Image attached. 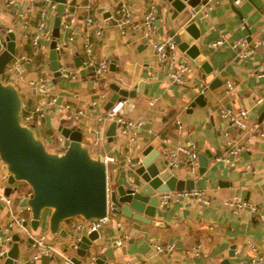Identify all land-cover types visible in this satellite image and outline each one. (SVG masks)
<instances>
[{
  "label": "crops",
  "instance_id": "1",
  "mask_svg": "<svg viewBox=\"0 0 264 264\" xmlns=\"http://www.w3.org/2000/svg\"><path fill=\"white\" fill-rule=\"evenodd\" d=\"M121 2L126 3L135 19H139L151 5L156 15L165 7L162 0H66L58 40L65 43L59 49L60 63L62 68L76 72L78 77L62 78L54 90L41 93L38 89L34 92L35 88L23 85L22 81L40 76L46 81L52 78L48 55L56 8H49L46 27L41 31L36 47L32 38L37 33L40 11L45 7L43 0H15L10 6L0 0V39L3 41L7 32H13L15 56L11 62L23 57L18 68L8 70L10 62L1 76L2 84L13 86L21 103L27 104L23 110L20 107L19 122L31 131L33 138L39 140L48 153L57 155L62 154L69 144L64 137L61 143L56 142L62 136L58 128L79 127L83 134L82 146L91 159L103 162L105 157L114 158L106 168L109 192L114 186L130 185L132 179L137 178L130 175L127 162L128 159L140 160L148 145L163 154L175 150L178 145L193 143L197 160L198 153L208 150L216 158L210 160L202 174H199L198 162L195 174L191 175L183 155L173 171L181 178L189 173L194 180L193 190L202 192L209 200L208 204L197 199L162 203L155 192L159 210L151 219L152 225L124 215H112L99 234L102 241L121 242L115 251L114 263L118 264H221L223 259L231 264H252L253 260L264 257V136L260 135L261 131L264 132V45L254 47L264 39V0H239L237 4L234 0H201L194 10L199 37L192 43L201 49L212 72L204 74L198 64L178 52L171 60L174 68L182 61L193 66L182 82L170 79L167 66L158 61L149 43L145 49L139 50L143 40L140 34L120 31L115 8ZM87 17L94 20L92 25L86 23ZM97 28L101 30L100 36L95 32ZM168 30V25L156 23L153 38L161 41L170 36ZM243 38L246 44L233 47ZM87 39L93 42L91 53L84 52ZM216 41L221 43L212 45ZM239 51H245L246 56L240 55ZM89 57L96 61L104 59L108 64V57H111L115 70L108 68L105 74L95 75L93 69L81 66ZM140 81L147 92H137L134 97H120L113 102L115 91L111 85L130 90ZM227 82L233 85L229 91L226 90ZM200 93L204 102L191 108L190 104ZM50 97H62V100L48 106L43 116L34 115L31 121H24V115L36 107L39 99ZM258 99H262L259 104ZM119 101L123 102L121 115L144 119L146 124L133 139L122 137L116 129L115 138L108 140L106 133L112 120L100 121L98 116H103L109 106ZM67 105L69 107H65ZM226 108L248 111V127L244 131L227 127L220 116V111ZM77 110H83V116L75 121L68 119ZM178 122L182 125L180 130ZM255 122L259 124L258 129L252 128ZM227 138L246 145L244 152L229 156L234 166L219 160L220 156H225ZM2 167L0 160V176L4 172ZM0 186L7 187V179H1ZM30 193L31 189L25 194L14 192L7 196L12 203L5 205L0 212V236L4 240L0 249L9 247L4 228L15 215L28 218V225L26 229L13 227L10 236L24 230L26 236L34 237L37 236L35 232L41 230L45 234H39L55 246L57 253L52 257L42 254L35 264H65V256L77 257L74 249L66 251L71 237L65 238L50 231L49 217H42L36 231L30 227L31 212L19 204ZM235 200L246 201L251 208L232 209L224 204ZM51 212L48 209L49 216ZM81 218H69L61 223L60 228L69 231L72 222ZM153 239L164 247L163 252L155 250ZM197 244H200V252L194 255L192 247ZM107 246L95 252L88 251L83 264ZM168 246L172 248L166 249ZM122 247L126 248V254H122ZM34 251L33 246L20 245L17 264Z\"/></svg>",
  "mask_w": 264,
  "mask_h": 264
},
{
  "label": "water",
  "instance_id": "2",
  "mask_svg": "<svg viewBox=\"0 0 264 264\" xmlns=\"http://www.w3.org/2000/svg\"><path fill=\"white\" fill-rule=\"evenodd\" d=\"M54 1L57 3L55 9L57 15L54 18L48 55L52 78L38 87L41 93L54 90L55 86L62 81L61 54L56 49V43L60 37L61 16L66 0ZM162 1L165 7L163 6L161 13L156 15L157 25H161V22L168 25L169 35L175 41L178 51L198 64L204 74L211 73L212 67L204 59L201 49L192 43L199 37V30L194 22V10L201 0ZM2 45L4 48L0 51V160L3 163V171L7 170L9 173L8 186L4 188L3 194L7 197L17 192L20 182H26L31 186V193L22 198L19 204L21 207L27 205L30 208L29 225L33 231L40 226V216L44 209L52 210L48 218L50 231L65 238H72L74 233L72 230L66 231L60 228V225L75 216L93 219L124 215L141 223L152 225L151 219L159 210L156 193L194 188V180L189 173H186L183 178L173 173L175 166L169 164L164 154L148 145L142 151L138 166L129 171L130 175L134 174L137 178L132 179L130 185L118 184L109 192L106 166L102 161L90 158L88 151L82 146L83 134L79 127L60 126L58 129L61 135L68 140V147L60 155L48 153L44 145L33 138L31 131L19 122L21 101L16 89L11 85L2 84L1 81L7 65L15 56L13 32H7ZM146 47L147 44L143 39L139 50ZM108 61L110 71H114V59L108 57ZM111 86L115 91L113 102L120 97H134L137 92H147L142 87L143 81L130 90L121 88L117 84ZM33 91L36 92V89ZM203 99L204 96L200 93L190 107H194L196 103L202 105ZM61 100L62 97H58L56 104H59ZM106 136L108 140L115 138V121L110 123ZM215 158L208 150L198 153L199 174H202L207 169L210 160ZM4 206V201H0V212ZM27 225L28 222L22 224L23 227ZM3 241L0 236V248L4 245ZM8 243V249H0V264H17L20 245L25 243L31 248L33 239L30 235L26 236L24 230H20L11 234ZM107 244L108 246L101 253L93 257L92 261H87L86 264H118L114 263L115 251L119 249L117 241H102L99 231L81 234L77 246L68 245L66 251L74 249L76 256L80 259L71 257L70 260L73 264H83L88 251L95 252ZM125 249L122 247V254H126ZM221 264L231 263L223 259Z\"/></svg>",
  "mask_w": 264,
  "mask_h": 264
},
{
  "label": "built area",
  "instance_id": "3",
  "mask_svg": "<svg viewBox=\"0 0 264 264\" xmlns=\"http://www.w3.org/2000/svg\"><path fill=\"white\" fill-rule=\"evenodd\" d=\"M209 2L210 0H206ZM6 5L10 6L13 5L15 0H5ZM44 8L40 11L39 21L37 24V33L33 35V45L38 46L39 40H40V33L44 30L46 27V17L48 15V10L51 8L54 10L56 8V2L54 0H43ZM234 3H239V0H234ZM116 22L117 26L119 27L120 31L123 34H126L129 31L137 32L138 34L145 39L146 44H150L155 52V55L157 56L158 61L161 64H164L167 66L166 71L170 79L176 81V82H182L185 75L192 72L193 66L190 62H179L177 67H173V63L171 62L172 59H175L177 57L178 48L171 36H167L166 38H163L161 41L155 40L153 38L154 31L156 29V12L154 7L151 5L149 6L146 11L142 14V16L139 19H135L132 16V13L129 9V7L126 5L125 2L119 3L116 8ZM86 23L88 25H92L94 23V20L91 17H87L85 19ZM72 22V20H70ZM96 34L98 36L101 35V30L96 29ZM221 43V41H216L214 44ZM246 44V39H241L240 41L233 44V47L237 46H243ZM264 45V39L261 40L258 44H255L254 47H257L258 45ZM65 43H60L57 41L56 43V49L59 51L61 47H63ZM93 47V42L86 40L84 44V52L85 53H91ZM4 48L2 45V40L0 39V51ZM37 52V49H35ZM240 55L246 56L245 51H239ZM23 59V57L17 58L11 64L8 65V70H13L19 67L20 61ZM85 68H91L93 69V72L95 75H103L108 71L109 64L106 60H94L92 57H89L86 60H83L82 65ZM61 71V77L62 78H69V79H76L78 77V74L76 72L68 71L62 67H60ZM46 82V79L44 77H38L37 79H31L27 81H22L23 85H28L30 87H33L35 89H38L39 86L43 85ZM232 84L230 82L226 83V90H230L232 88ZM203 92V90L201 91ZM262 99H258L257 103H261ZM56 104V97H50V98H43L39 99L36 107L28 113L24 115V121L29 122L34 118V115L43 116L45 109L48 106H52ZM27 104L25 102L21 103L22 110L26 108ZM123 106V102L119 101L115 105H112L110 108H107L104 112L103 116H98V120H112L116 122V129L118 130L119 134L122 137H129L130 139L135 138L141 129H143L144 125L146 124V121L144 119H130L126 118L123 115L120 114V110ZM69 107V105L65 106ZM84 114L83 110H77L71 113L68 116V119L75 121L82 117ZM220 116L225 121L227 127L231 128H237L241 131H244L248 127V111L246 109L244 110H238L234 111L232 109H222L220 111ZM178 128L179 130L182 129L181 123L178 122ZM252 128L258 129L259 124L255 122L253 123ZM260 135L263 137L264 132L261 131ZM63 140V136H59L57 138V142L61 143ZM249 140V139H248ZM193 143H189L188 145H178L175 150L164 152L165 158L168 160L169 164L172 166H178L180 162V156H185L186 164L189 169V173L191 175L195 174V169L198 166V160H197V153L193 151ZM246 150V145L242 141H236L233 138H227L226 140V149H225V156L219 157V160L224 161L225 164L228 166H234V163L229 159L230 155H238L239 153H242ZM114 160L113 157H105L103 163L105 164L107 168V163L112 162ZM140 160L135 159H128L127 165L130 169H134L138 166ZM8 171L4 170L3 174L0 176L1 179H7L8 178ZM0 190H4V187L2 188L0 186ZM158 198L162 203L165 202H179L182 199L190 200V199H197L203 204H208L209 200L202 195V192L198 190H170V191H164V192H158ZM0 201H4L6 206H9L12 201L9 199V197L4 196V194L0 191ZM225 205H228L232 209L237 208H245L249 207L251 208V205L246 201L241 200H235V201H225ZM25 209L30 211V208L26 205L24 207ZM82 217V216H81ZM109 216H105L103 218H93V219H86L82 217L77 222H72L71 224V230L73 231L74 235L72 236V240L68 245H73V247L77 246V242L80 239V235L82 233H88L91 231H99L101 227L107 222ZM28 218H20L15 215L11 216L10 221L8 222V225L4 228L5 232L8 234L7 240H10V232L11 229L15 226L26 229V227H23L22 224L25 222H28ZM31 236V235H30ZM33 243L32 246L35 248L34 253L29 256L26 260H24L21 264H35L36 261H38L42 254H47L49 256H53L55 253H57L55 246L48 243L46 241V237L43 234H38L37 236H32ZM152 243L154 244V248L157 252H163L164 247L156 242V240H152ZM118 246L121 245V242H117ZM200 244L195 245L192 247V253L194 255H197L198 252H200ZM172 246L166 247V249H171ZM202 253V252H201ZM93 257L90 258L92 261ZM89 260V261H90ZM65 264H73L69 257H64ZM86 264V263H85ZM125 264H133L131 262H126ZM252 264H264V257H259L252 261Z\"/></svg>",
  "mask_w": 264,
  "mask_h": 264
},
{
  "label": "rangeland",
  "instance_id": "4",
  "mask_svg": "<svg viewBox=\"0 0 264 264\" xmlns=\"http://www.w3.org/2000/svg\"><path fill=\"white\" fill-rule=\"evenodd\" d=\"M57 142V141H56ZM58 143V142H57ZM64 152V151H63ZM31 189V186L26 183V182H20L19 183V186H18V193L21 195V194H25L28 190ZM42 217L44 219L48 218L49 215H48V209H44L41 213V216H40V219H42ZM39 233H44L45 234V231H41V230H37L35 232V235H38Z\"/></svg>",
  "mask_w": 264,
  "mask_h": 264
}]
</instances>
